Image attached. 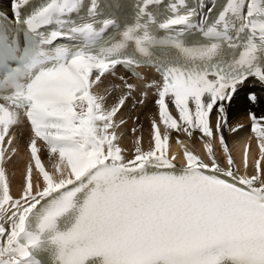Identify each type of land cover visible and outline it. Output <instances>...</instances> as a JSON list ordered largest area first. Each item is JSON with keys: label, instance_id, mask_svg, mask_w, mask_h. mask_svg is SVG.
I'll return each mask as SVG.
<instances>
[{"label": "snow or ice", "instance_id": "6c2138e0", "mask_svg": "<svg viewBox=\"0 0 264 264\" xmlns=\"http://www.w3.org/2000/svg\"><path fill=\"white\" fill-rule=\"evenodd\" d=\"M118 66L161 78L144 86L156 89L159 115L149 150L137 137L127 158L117 134L126 121L115 117L149 92L136 99L120 76L98 93ZM249 78L264 89V0H9L0 12V264H264V117L249 112L261 154L252 174L248 147L238 175L222 135ZM245 98L259 103L253 91ZM21 124L30 162L14 198L5 164ZM169 130L199 131L206 160L184 147L178 167Z\"/></svg>", "mask_w": 264, "mask_h": 264}, {"label": "bare ground", "instance_id": "6f19581e", "mask_svg": "<svg viewBox=\"0 0 264 264\" xmlns=\"http://www.w3.org/2000/svg\"><path fill=\"white\" fill-rule=\"evenodd\" d=\"M6 3L5 1H2ZM122 3L128 4L124 1ZM146 76H152L151 71H145ZM254 83V82H253ZM136 86L137 92L134 93V97L139 99L140 90H146L149 92V96L145 98V105L136 103L135 108H133V99L130 98L126 106L117 114L115 119L119 122L120 119H124L126 124L121 125L117 129V134L120 137L118 143L125 150V157H129L135 149V139L137 137L141 138V147L143 150H149V144L151 139V122L153 119L159 120V115L155 107L154 99L155 95H150L149 89H146L142 82L140 83H131ZM111 85L108 79H104L103 86ZM113 92V95L108 98L106 102V107H111L113 99L121 95L126 89H110ZM96 91L100 94H104V89L97 88ZM253 91L259 98V103L256 105L250 104L245 98V92ZM244 95V96H243ZM170 103V102H169ZM170 112L174 118L178 119V113H176L174 105H170ZM249 112L255 114L257 118L264 117V89L261 88L259 84H250L247 82V85L243 91H241L234 99L232 104L228 108L227 112V124L228 127L223 129L222 135L225 138L227 144L232 148L233 160L235 163V170L245 174V169L243 165V155L244 149L247 146L249 149L248 153V174H252L254 171L255 161L261 159V154L259 152V147L257 143L256 134L251 131L252 121L249 119ZM211 115V125L215 127V112ZM25 124L14 126L15 131L13 132L14 136H17V139L14 141L12 147L18 149L16 155L12 158L10 162H6L5 169L7 180L10 186V194L15 198L18 196L22 183V174L26 171V168L30 162V153H28L22 142V138L19 137L20 129L24 128ZM136 128V132H133L132 129ZM161 131L163 132V125H160ZM236 128L237 131L232 132L231 129ZM27 133H25V137ZM169 153L170 155H176L181 160V154L183 153L184 147H187L189 150L194 151L195 154L200 155L203 159L206 160V153L203 150V144L207 141V138L202 139V134L199 131L193 133L194 138H189L183 132H176L169 130ZM182 141L183 147L180 144H177L176 141ZM186 140V142H184ZM213 149H219V153H216L218 162L222 166H226V158L224 156L223 150L219 145L218 137L212 140ZM38 148H40V155L42 163L45 165L46 169L51 171V162L48 160L46 155V149L43 146V142L38 141ZM261 164L264 165V159L261 160ZM38 173L33 172V183L36 182V177Z\"/></svg>", "mask_w": 264, "mask_h": 264}, {"label": "rangeland", "instance_id": "374dc122", "mask_svg": "<svg viewBox=\"0 0 264 264\" xmlns=\"http://www.w3.org/2000/svg\"><path fill=\"white\" fill-rule=\"evenodd\" d=\"M244 96V95H243Z\"/></svg>", "mask_w": 264, "mask_h": 264}]
</instances>
